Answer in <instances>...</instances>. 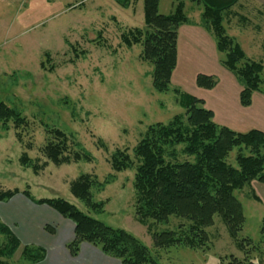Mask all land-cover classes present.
<instances>
[{"label": "rangeland", "instance_id": "1", "mask_svg": "<svg viewBox=\"0 0 264 264\" xmlns=\"http://www.w3.org/2000/svg\"><path fill=\"white\" fill-rule=\"evenodd\" d=\"M184 2L188 22L179 31L176 66L169 89L159 92L152 85V65L140 58L142 45L128 47L121 40L129 29L143 27V0H129L127 8L116 0H0V101L27 120L18 129L11 123L8 129L0 126V190H28L35 199L62 198L85 214L134 235L160 264H264L263 183L253 180L234 190L245 218L237 238L248 240L242 249L218 215L206 229L207 247L156 248L151 231L175 230L183 219L171 216L166 223L150 221L149 231L134 216V168L117 172L110 165L115 150L127 149L133 157L132 149L149 126L167 124L175 115L185 118L174 89L204 100V107H213L218 117L230 121L239 117L234 104H238L241 84L223 67L225 56L216 49L213 34L208 31L203 37L194 30L201 26L202 6ZM174 4V0H160L158 12L167 15ZM222 25L246 57L264 67L262 5L239 0L224 13ZM198 74L212 76L214 85L197 86ZM258 97L264 95L254 93L255 101ZM46 129L64 132L72 148L86 152L90 160L61 165L48 161L42 152L49 138ZM175 148L179 160L188 159L179 154L181 145ZM23 153L46 165L34 173L20 163ZM235 155L236 149L228 157L233 165ZM80 174H89L102 184L90 189L93 201L105 202L102 212L91 211L70 193V182ZM34 205L28 208L15 199L4 201L0 214H58L47 205ZM3 240L0 235V244ZM23 245L0 260L40 264L21 256Z\"/></svg>", "mask_w": 264, "mask_h": 264}, {"label": "trees", "instance_id": "2", "mask_svg": "<svg viewBox=\"0 0 264 264\" xmlns=\"http://www.w3.org/2000/svg\"><path fill=\"white\" fill-rule=\"evenodd\" d=\"M160 0H143V27L132 28L121 36L128 47L142 45L140 58L152 65V85L156 91L169 89L171 75L177 62V31L187 23L184 0H174V9L167 15L158 12ZM202 6L201 26L211 32L216 48L224 53L223 66L231 71L239 83V103L251 104L253 92L264 94V67L259 61L246 57L238 43L226 34L222 25L224 13L239 0H190ZM127 8L129 0H116ZM264 9V7H263ZM196 85L211 88L212 76L198 74ZM185 108V118L175 115L167 124H153L132 149L115 150L110 157L114 171L134 168L133 188L135 191L134 216L151 231L149 223H166L169 217L183 219L175 230L151 231L153 246L167 248L184 245L192 249H203L209 243L207 228L213 225L218 215L228 234L243 248L238 234L244 223L243 208L234 196V190L242 189L253 180L264 184V132L252 129L241 133L214 123L213 113L204 107V101L174 89ZM9 123L18 129L27 120L16 108L0 101V126L8 129ZM49 138L42 148L48 161L55 165L69 164L90 156L75 150L73 142L59 129H46ZM19 137V135H18ZM181 145L179 154L188 157L179 160L176 146ZM236 149L235 165L228 162L229 154ZM246 151L247 153H244ZM38 161V160H37ZM20 163L32 168L34 173L46 162L38 164L26 153ZM101 186L89 174H80L70 182V193L95 213L103 211L104 201H93L90 189ZM21 193L31 202L47 205L74 226V237L66 245L69 253L76 256L81 243L97 247L103 254L117 259L120 264H160L149 248L131 233L115 228L79 210L62 198L35 199L28 190H0V202ZM49 232L50 228L45 226ZM260 233L264 235V217ZM0 258L10 257L21 246L11 229L0 221ZM21 256L31 263L43 264L44 250L35 245L22 246ZM235 261V260H234ZM237 263V262H236ZM0 264H5L0 260Z\"/></svg>", "mask_w": 264, "mask_h": 264}, {"label": "crops", "instance_id": "3", "mask_svg": "<svg viewBox=\"0 0 264 264\" xmlns=\"http://www.w3.org/2000/svg\"><path fill=\"white\" fill-rule=\"evenodd\" d=\"M253 1L264 7V0ZM181 27H183V24L178 28L177 41ZM196 27L197 28H194V30H196L203 37H206L205 32L208 33V31L202 26H200V28L198 26ZM239 87L241 90V86ZM239 92L238 104H234V108L237 109L239 117L234 121H230L225 117H218L215 109L211 106L205 107L212 111L214 123L220 126H226L233 131L241 133L252 129L264 132V97H258L255 101L253 95L258 92H253L251 104L249 106L242 107L239 103ZM241 128L247 129L244 131V129ZM14 199L28 208H33L35 206L33 202L20 193L15 194L7 201L13 202ZM41 206L43 205H39V207ZM42 209L46 212L50 211L47 208ZM40 213L41 212L39 211L35 214H0V221L11 229L21 244H31L41 247L44 250L43 264H120L117 259L103 254L97 247L84 242L81 243L78 254L76 256H72L66 245L74 237L73 223L68 219L62 218L59 214H54L53 212H51L52 214ZM45 226L50 228L52 232L45 229Z\"/></svg>", "mask_w": 264, "mask_h": 264}]
</instances>
